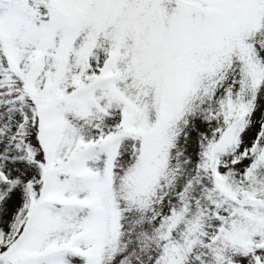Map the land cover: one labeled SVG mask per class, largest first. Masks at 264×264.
<instances>
[{
    "label": "snow or ice",
    "instance_id": "obj_1",
    "mask_svg": "<svg viewBox=\"0 0 264 264\" xmlns=\"http://www.w3.org/2000/svg\"><path fill=\"white\" fill-rule=\"evenodd\" d=\"M0 264H264V0H0Z\"/></svg>",
    "mask_w": 264,
    "mask_h": 264
}]
</instances>
